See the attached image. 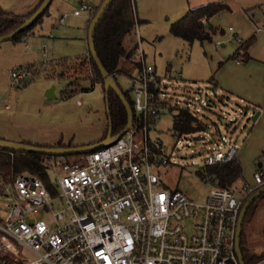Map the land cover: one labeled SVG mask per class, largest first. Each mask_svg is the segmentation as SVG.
Returning a JSON list of instances; mask_svg holds the SVG:
<instances>
[{"label":"built area","instance_id":"2783aa9c","mask_svg":"<svg viewBox=\"0 0 264 264\" xmlns=\"http://www.w3.org/2000/svg\"><path fill=\"white\" fill-rule=\"evenodd\" d=\"M93 8L81 1L73 14L86 12L90 18ZM138 24L131 55L137 65L128 89L132 126L113 144L76 161L65 156L47 160L48 180L0 169V195L11 200L5 217L0 216V264H239L240 210L245 198L264 185V173L256 171L254 184L236 189L215 185L203 201L166 187L161 169L170 154L150 131L170 104L162 77L147 63ZM228 31L231 40L243 42L232 26ZM29 76L13 67L12 88ZM233 151L216 149L206 156V165L228 160ZM208 180L215 182L212 176ZM41 210L51 222L40 217Z\"/></svg>","mask_w":264,"mask_h":264},{"label":"rangeland","instance_id":"374dc122","mask_svg":"<svg viewBox=\"0 0 264 264\" xmlns=\"http://www.w3.org/2000/svg\"><path fill=\"white\" fill-rule=\"evenodd\" d=\"M81 1L91 3L97 0H54L49 6L48 14L34 28L35 33L37 31L41 36L33 38L43 40L40 48L43 51L45 47L46 55L43 53L45 62L57 60L73 62L85 57L87 13L84 12L79 17L73 15ZM102 1L100 0L96 6ZM168 1L170 5L174 3L172 0ZM134 3L137 13L144 20L138 27L147 63L153 65L157 74L162 77L161 84L166 86L165 94L170 104V108L162 112L150 131L151 136L162 139L167 153L170 154V162L161 169L163 183L170 189L175 187L182 189L196 201H203L209 190L217 185L216 181L213 184L208 180L210 176L205 168L206 156L218 148L227 151L234 147L238 148L236 156L242 166V176L236 184L238 186L245 183L254 184V173L256 171L264 173V120L260 123L258 118L251 120L253 111L257 112V109L253 108L255 104L246 98L242 102L236 94L220 90V87L215 86V80L210 82V79L213 77L217 81L220 74L225 82L233 84L236 81L231 76L235 70L234 65L246 66L252 62H261L260 57H264V1L239 12L223 11L215 15L211 18V23L222 28L224 32L214 34L211 40L203 42L196 40L191 46L183 39L172 35L169 30L171 23L187 11L179 17L172 7L167 13H163L160 8L164 0H135ZM62 15L65 16L64 23L59 21ZM230 26L243 41L255 36L249 47L251 59L246 64L237 63L231 58L240 44L229 38ZM218 42L221 45L217 46ZM261 68L262 66L251 64L253 72ZM130 71V75L135 73V69L131 68ZM75 74L79 76L78 71ZM130 75H119L117 78L120 87L128 91L129 95ZM241 78L246 79L245 76ZM73 79L75 80V77H72ZM61 80L60 87L63 90L66 83L63 85L64 79ZM236 86L250 96L252 88L249 82L240 84L237 81ZM80 93L82 92L75 95ZM223 95L225 97H221ZM95 96L97 94L92 95ZM97 98V102L104 103V92ZM246 105H250V110L245 107ZM175 107L188 108L205 128L179 135L172 128L174 111L171 108ZM78 157L79 155L74 154L67 157V160L76 161ZM259 163L262 164L261 167L258 166ZM10 204V199L0 195V216L5 217ZM40 217L51 222L50 214L44 210H41ZM263 230L264 195H260L250 204L242 225L243 244L250 254L257 256L264 254ZM21 252L26 256H33L25 249H21ZM262 259L264 255L259 258L253 257L252 264H257Z\"/></svg>","mask_w":264,"mask_h":264},{"label":"trees","instance_id":"16d2710c","mask_svg":"<svg viewBox=\"0 0 264 264\" xmlns=\"http://www.w3.org/2000/svg\"><path fill=\"white\" fill-rule=\"evenodd\" d=\"M39 5H37L31 11L23 14H18L0 7V36L8 34L12 30L20 26L25 19H27L35 12ZM100 5L101 4L92 9L89 21L93 19ZM48 10L49 8L42 16H40L36 20V22L32 26L15 34L8 40L13 42H26L28 38L33 35L36 25L41 23L43 17L48 14ZM230 10L231 9L229 5L220 1H215L195 8H190L182 17L171 23L169 29L170 33L186 41L189 46H191L196 40L202 42L205 40H211L214 34H217L218 32H224L222 28L214 26L211 23V18L222 11ZM136 21L140 23L144 20L137 17L134 0H112L107 10L101 17L99 23L97 24V27L93 34L94 46L98 58L102 62L106 71L116 79L117 83V78L119 75H130V69H135L137 65L131 58V55L137 46L135 31ZM254 39L255 36L253 35L249 39L240 43L239 48L231 57L232 60H240V62L244 63L251 59V56L248 53V49L253 43ZM39 66L40 67L31 64L25 66L24 68H21L30 73L29 78L23 85L33 81L40 75L50 79H67L68 83L66 84L65 88L61 90V98L66 99L72 97L78 92H89L93 90L96 83H100L104 91V100L107 108V118L108 122H111L112 134H117L125 128L127 124L126 108L120 97L115 93L114 90H105L104 79L101 76V73L90 53L89 55L80 57L73 62H69L68 60H57L51 62H43ZM91 67L93 68L92 72L90 71ZM76 71H78L79 76H76ZM72 77H75V80H72ZM211 81H214L213 77H211L210 82ZM121 90L132 108V99L128 94V91H124L122 88ZM171 110L174 111L172 128L179 135L192 133L195 130H201L205 128L204 124L196 119L194 114L188 108L175 107L171 108ZM24 143L46 147L73 146L70 143L62 144L61 141H59L55 145H41L31 142ZM11 153L13 154V156H11ZM71 155L74 154H68L65 155V157H69ZM76 155L80 156L83 154ZM55 157L56 156H48L35 152L11 151L0 148V169L8 172L27 171L29 173L38 175L45 180H48L49 177L46 172L44 163L47 160ZM205 168L206 170H208V176H212L217 182V185L222 187H230L233 189L238 188L236 181L242 176V166L236 154H234L228 160L221 161L213 165H206ZM258 189L259 188H257L256 190ZM254 192L249 194L247 198ZM260 195H264V192ZM247 198H245L242 205L247 200ZM240 242L241 252L245 264H252L253 257L259 258L264 255L262 254L261 256H257L254 254H250L243 244L242 235L240 237Z\"/></svg>","mask_w":264,"mask_h":264},{"label":"crops","instance_id":"0c3cea01","mask_svg":"<svg viewBox=\"0 0 264 264\" xmlns=\"http://www.w3.org/2000/svg\"><path fill=\"white\" fill-rule=\"evenodd\" d=\"M41 1L0 0V7L18 14H23L34 9ZM99 1L97 0L91 3L96 7ZM172 1L174 3L170 5L168 0H164L160 10L163 13H167L172 7L175 14H179V17L190 8L215 1L224 2L229 5L230 11L239 12L242 9L251 8V6L264 0ZM136 14L141 19L139 13H137V7ZM74 16L79 17L80 15ZM86 19L88 34V26L90 23L88 15H86ZM37 35L41 36L39 32L36 31L35 33L34 31L33 35L26 42H13L10 40L0 42V137L13 141L31 142L41 145H55L61 141L62 144L70 143L74 146L92 144L104 139L108 129V118L105 100L104 103L97 102V97L102 96V92H104L100 83H96L93 90L89 92H82L79 95H74L66 99L61 98V79H50L40 75L21 87L12 88L10 70L13 67L19 66L24 68L31 64L40 67L39 65L45 62L43 59L44 47L42 49L43 51L40 48L43 40L41 38H33L37 37ZM86 39L87 53L85 56L89 55L88 38ZM249 51L250 48L248 49V53ZM260 58L259 61L261 62H252L246 66L230 64L235 67L231 75L236 79L233 84L228 81L225 82L220 74H218L217 81L214 78V84L220 87V90H228L231 94H236L242 102L246 98L254 103L255 107L253 108L259 111V115L257 116L259 123L264 120V57ZM244 63L246 64V62ZM251 64L262 66V68L253 72ZM244 76L246 77L245 80L241 78ZM237 81L240 84L245 81L249 82L252 88L249 97L246 92H242L236 86ZM65 83H68L66 79H64L63 85ZM93 94H97V96L92 97ZM221 97L225 96L223 95ZM250 105H246L245 107L249 109ZM253 113L255 112L253 111ZM237 151L238 148L235 154H237ZM261 165L260 163L258 166L261 167Z\"/></svg>","mask_w":264,"mask_h":264},{"label":"water","instance_id":"95a60500","mask_svg":"<svg viewBox=\"0 0 264 264\" xmlns=\"http://www.w3.org/2000/svg\"><path fill=\"white\" fill-rule=\"evenodd\" d=\"M52 1L53 0H42V2L38 6V8L35 10V12L32 15H30L27 19H25L24 22L20 26H18L17 28L9 32L8 34L1 35L0 42L10 39L15 34L32 26L36 22V20L40 16H42L45 13V11L49 8ZM111 2L112 0H103L97 13L95 14L93 19L89 23L87 38H88V45H89V53L92 56L95 64L97 65L101 73V76L104 79L105 90L106 91H108L109 89L114 90L115 93L120 97L121 101L123 102L126 108L127 124L125 128L117 134H112L111 122L109 121L106 137L102 139L100 142H96L92 144L76 145V146L73 145L69 147H55V146L46 147V146L30 145L24 142L0 138V148L11 150V151L35 152V153L45 154L48 156H65L68 154H87L89 152L95 151L103 147H108L109 145L113 144L121 137L122 134H124L132 126L133 118H134L132 108L128 100L126 99L124 93L122 92L121 88L119 87L116 79L112 75H110L104 68L102 62L98 58V55L96 53L95 46H94V40H93L94 31L101 17L105 13V11L107 10ZM258 115H259V111L255 112L250 117V119L254 121L256 120ZM234 154H235V151L231 153V156ZM263 192H264V185L261 186L258 190H256L251 196H249L241 207L239 218H238L237 229H236V236H235V249H236V253L238 256L239 264H245L243 260L242 252H241V242H240L243 221H244L247 209L250 206V204L254 201V199H256Z\"/></svg>","mask_w":264,"mask_h":264}]
</instances>
